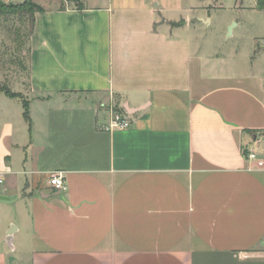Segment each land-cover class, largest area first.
<instances>
[{
  "label": "crops",
  "instance_id": "0c3cea01",
  "mask_svg": "<svg viewBox=\"0 0 264 264\" xmlns=\"http://www.w3.org/2000/svg\"><path fill=\"white\" fill-rule=\"evenodd\" d=\"M81 1L35 14L29 120L0 92V264H264V35L225 60L206 0Z\"/></svg>",
  "mask_w": 264,
  "mask_h": 264
},
{
  "label": "rangeland",
  "instance_id": "374dc122",
  "mask_svg": "<svg viewBox=\"0 0 264 264\" xmlns=\"http://www.w3.org/2000/svg\"><path fill=\"white\" fill-rule=\"evenodd\" d=\"M31 1L42 8H58L67 5L77 7L81 2V0L79 2L77 0ZM239 1L206 0L204 6L205 18L209 19V22L203 26L204 30L199 38L205 47L218 48L225 60L233 59L231 48L243 46V43L250 40V35L255 30L256 35H264V13L252 9L240 11ZM253 3L254 0H243L245 6H252ZM236 21L240 24L237 25ZM29 30L30 23L27 15H0V87L7 88L23 102L27 100ZM231 30H234L233 34L228 35ZM241 58L238 56L237 59Z\"/></svg>",
  "mask_w": 264,
  "mask_h": 264
},
{
  "label": "built area",
  "instance_id": "2783aa9c",
  "mask_svg": "<svg viewBox=\"0 0 264 264\" xmlns=\"http://www.w3.org/2000/svg\"><path fill=\"white\" fill-rule=\"evenodd\" d=\"M260 43L264 45V38L260 40ZM108 111L110 113V117L108 122L105 125H103L102 127L103 129L105 130H112L113 128L125 129L130 127V125L132 124L129 115H127V113L124 112L123 110L117 109L114 104L112 103L108 104ZM255 156H256L255 153L251 151H247L245 153V157L247 159H253L255 158ZM4 173L5 172L0 169V184L3 182ZM49 182L56 191L64 190L67 187L66 179L61 172H57V171L50 172Z\"/></svg>",
  "mask_w": 264,
  "mask_h": 264
},
{
  "label": "trees",
  "instance_id": "16d2710c",
  "mask_svg": "<svg viewBox=\"0 0 264 264\" xmlns=\"http://www.w3.org/2000/svg\"><path fill=\"white\" fill-rule=\"evenodd\" d=\"M79 2V0H77ZM256 5L259 9L264 10V0H256ZM83 4L82 1L79 2V5L77 8H82ZM63 8V7H60ZM44 11V8L34 4L31 0H23L22 2L18 3H13V2H8L5 3L3 0H0V15H5V14H15V15H27L28 20L30 23V34L33 29L34 25V20H35V14L37 12ZM0 92H3L7 96L10 97H17L13 93L9 92L7 88L5 87H0ZM23 102V101H22ZM23 115L26 120H29V109H28V104L27 101L23 102Z\"/></svg>",
  "mask_w": 264,
  "mask_h": 264
},
{
  "label": "water",
  "instance_id": "95a60500",
  "mask_svg": "<svg viewBox=\"0 0 264 264\" xmlns=\"http://www.w3.org/2000/svg\"><path fill=\"white\" fill-rule=\"evenodd\" d=\"M14 227H11L9 232L7 233V241L10 246H12V233H13Z\"/></svg>",
  "mask_w": 264,
  "mask_h": 264
}]
</instances>
